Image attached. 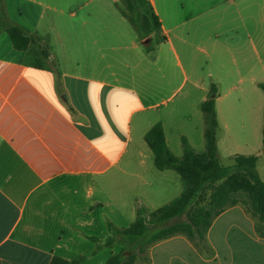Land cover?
Returning <instances> with one entry per match:
<instances>
[{"label":"crops","instance_id":"0c3cea01","mask_svg":"<svg viewBox=\"0 0 264 264\" xmlns=\"http://www.w3.org/2000/svg\"><path fill=\"white\" fill-rule=\"evenodd\" d=\"M136 1L160 23L146 40L118 0H5L9 19L37 40L18 49L0 28V264H105L122 246L95 251L89 236L105 242L109 222L135 220L138 200L154 210L153 198L182 193L170 169L152 167L146 133L161 122L175 155L183 137L204 152L210 97L220 165L255 154L263 179L264 0ZM207 241L212 255L185 235L148 255L151 264H264V233L242 205L214 218Z\"/></svg>","mask_w":264,"mask_h":264},{"label":"trees","instance_id":"16d2710c","mask_svg":"<svg viewBox=\"0 0 264 264\" xmlns=\"http://www.w3.org/2000/svg\"><path fill=\"white\" fill-rule=\"evenodd\" d=\"M0 4V28L10 34L16 48L27 49L37 37L29 35L23 26L9 19L5 0H0ZM117 5L142 40L149 38L154 25H160L158 17L142 12L136 0H118ZM45 49L44 55H48ZM148 49H152L151 45ZM260 87L264 90V82ZM202 111L206 140V150L202 153L196 152L183 137V155H175L167 144L161 122L146 133L155 166L160 170H175L183 180L184 190L174 200L154 210L139 203L136 218L128 226L119 227L109 222L110 235L105 242L99 236H89L97 243L95 251L103 246H122L121 251L112 254L105 264H140L142 261L151 264L150 247L175 235L187 236L202 253L212 255L214 252L207 241V232L214 218L234 205H242L256 220L260 233H264V180L257 170L259 156L238 154L232 165L222 167L214 97L203 102ZM51 264H83V258L68 260L54 256Z\"/></svg>","mask_w":264,"mask_h":264},{"label":"rangeland","instance_id":"374dc122","mask_svg":"<svg viewBox=\"0 0 264 264\" xmlns=\"http://www.w3.org/2000/svg\"><path fill=\"white\" fill-rule=\"evenodd\" d=\"M189 83L188 84H186L185 86H184V90L185 89H187L188 87H189ZM224 163H226V162H223V164ZM151 164H152V167L155 169V170H157L158 171V169H157V167L155 166V164H154V161H153V157L151 158ZM224 165H226V164H224ZM261 166H260V171H261V173H262V175H263V180H264V160L262 161V163L260 164ZM168 172H170V174H171V176H173L174 178H175V180L177 179V181L179 182V184H180V188L182 189V191L184 190V183H183V180H182V178H181V176L175 171V170H172V169H170ZM174 185H175V187H176V182L174 183ZM175 191H176V188H175ZM175 193V192H174ZM172 195V194H171ZM148 198H150V199H152L153 197L150 195V197H148ZM154 199V203H156L157 205H159V207H161V206H163V205H165V204H167V203H169L170 201H172L173 199H175V198H170V196H167V197H165V198H163V200H156V198H153ZM140 200H138V205H139V203H143V204H145L144 202H139ZM146 205V204H145ZM140 264H147V262H145V261H142Z\"/></svg>","mask_w":264,"mask_h":264}]
</instances>
